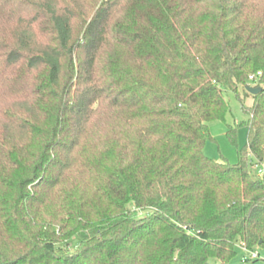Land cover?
<instances>
[{
  "label": "trees",
  "instance_id": "16d2710c",
  "mask_svg": "<svg viewBox=\"0 0 264 264\" xmlns=\"http://www.w3.org/2000/svg\"><path fill=\"white\" fill-rule=\"evenodd\" d=\"M249 85L247 147L209 158ZM251 159L264 0H0V264H230L264 248Z\"/></svg>",
  "mask_w": 264,
  "mask_h": 264
},
{
  "label": "rangeland",
  "instance_id": "374dc122",
  "mask_svg": "<svg viewBox=\"0 0 264 264\" xmlns=\"http://www.w3.org/2000/svg\"><path fill=\"white\" fill-rule=\"evenodd\" d=\"M224 95L230 104L231 112L227 115L225 121L214 120L209 123L212 138L206 142L204 153L206 156L216 161H227L231 164H235L239 160L238 148L245 149L248 145L249 128L247 125L243 124V122L248 119V115L243 110V104L251 106L254 99L250 93L248 97H244V101H241L237 97L236 93L229 88L224 89ZM228 125H236L237 127L236 143L232 142L227 133ZM251 163L253 176H260V174L255 170V164L257 161L253 159ZM256 250L260 252V258L243 263L241 258L244 251L237 248V256L230 262V264H264V248L258 247Z\"/></svg>",
  "mask_w": 264,
  "mask_h": 264
},
{
  "label": "built area",
  "instance_id": "2783aa9c",
  "mask_svg": "<svg viewBox=\"0 0 264 264\" xmlns=\"http://www.w3.org/2000/svg\"><path fill=\"white\" fill-rule=\"evenodd\" d=\"M261 75V72H258L257 74H252L250 75L249 79L250 81H255L258 76ZM255 169L260 175L264 174V161L262 162H257L255 164ZM241 248L245 251L246 256L244 257V261L247 258L253 259V258H258L260 256V253L257 250H248L245 245L241 244Z\"/></svg>",
  "mask_w": 264,
  "mask_h": 264
},
{
  "label": "water",
  "instance_id": "95a60500",
  "mask_svg": "<svg viewBox=\"0 0 264 264\" xmlns=\"http://www.w3.org/2000/svg\"><path fill=\"white\" fill-rule=\"evenodd\" d=\"M246 90H247L249 93H251V94H253V95H256V94H258V93L261 92L262 87H261V86H252V85H249V86L246 87Z\"/></svg>",
  "mask_w": 264,
  "mask_h": 264
}]
</instances>
